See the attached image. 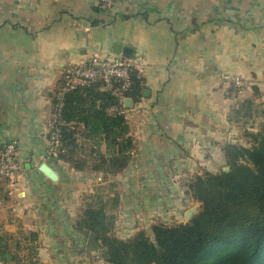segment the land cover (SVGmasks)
Here are the masks:
<instances>
[{"label":"crops","instance_id":"1","mask_svg":"<svg viewBox=\"0 0 264 264\" xmlns=\"http://www.w3.org/2000/svg\"><path fill=\"white\" fill-rule=\"evenodd\" d=\"M116 44L134 50L144 79L142 97L124 101L134 148L121 170L97 169V153L110 157L106 142L77 124L76 168L49 151L56 93L67 68L113 56ZM247 99L264 108V0H0V156L13 140L22 165L15 185L0 184V262L89 256L91 232L76 227L86 200L106 204L122 239L186 222L199 203L191 179L223 169L224 147L250 146L243 130L264 123H247Z\"/></svg>","mask_w":264,"mask_h":264},{"label":"trees","instance_id":"2","mask_svg":"<svg viewBox=\"0 0 264 264\" xmlns=\"http://www.w3.org/2000/svg\"><path fill=\"white\" fill-rule=\"evenodd\" d=\"M112 83L106 89L99 79L66 94L59 124L62 146L57 155L76 168L84 164L75 161L79 154L77 124H83L87 137L106 142L110 157L97 153L95 168L107 164L117 172L130 160L134 141L125 115L111 111L118 102L114 94L118 83ZM143 90L144 79L133 69L126 95L138 101ZM249 134L250 146L229 143L224 147L228 170L191 179L189 191L200 203L192 219L156 223L153 238L140 231L122 239L114 234L115 217L98 201L87 203L76 227L95 234L107 264H264V123Z\"/></svg>","mask_w":264,"mask_h":264},{"label":"built area","instance_id":"3","mask_svg":"<svg viewBox=\"0 0 264 264\" xmlns=\"http://www.w3.org/2000/svg\"><path fill=\"white\" fill-rule=\"evenodd\" d=\"M100 2L104 7H110L115 3V0H100ZM133 69H137V64L131 57L121 54L104 56L94 53L84 62L72 65L65 70L63 84L58 89L54 102L53 123L49 137V151L51 154L57 155L62 146L59 124L62 123L66 94L78 85L99 79L110 87L113 85L112 81L117 82L118 86L115 87L114 94L117 96L118 102L112 105L111 111L126 115L124 101L131 99L126 95V91L131 84V71ZM222 77L237 87L244 84V81L238 75L224 74ZM21 172L22 165L18 160V146L12 140L5 143L2 148L0 156V184L15 185L20 178Z\"/></svg>","mask_w":264,"mask_h":264},{"label":"rangeland","instance_id":"4","mask_svg":"<svg viewBox=\"0 0 264 264\" xmlns=\"http://www.w3.org/2000/svg\"><path fill=\"white\" fill-rule=\"evenodd\" d=\"M249 100V99H247ZM246 100V101H247ZM246 101H244V105L246 104ZM243 113L245 112L246 115L249 114V118L250 120H247V123H249V125H251L250 123H252V126H254V122L256 121H260V122H263L264 120V108L258 106L257 108L253 105H245L244 106V109L242 111ZM255 114V118H253L252 115ZM251 131H249L246 127L245 130H243V134L245 136V138L248 140V141H251V137H250V134ZM251 143V142H250ZM221 170V169H220ZM219 170V171H220ZM89 203V201L86 200V204ZM196 203V202H195ZM198 205V206H197ZM197 205L193 206L191 209H194V212H193V215L191 217V219L199 212L200 210V203H197ZM86 206V205H85ZM85 208V207H84ZM187 220V219H186ZM116 225V224H115ZM121 230H123L122 228H119V225L115 226L114 228V234L115 235H119L121 234ZM126 231H129V236L132 235L130 234L132 232V228H125ZM87 234H89L88 232H86ZM150 236L153 238L152 236V233H150ZM97 241V240H96ZM97 243L99 244V249L98 250H91V254L88 256L86 255L85 253L81 254V257L75 259V263L76 264H107L104 259L102 258V255H101V243L100 241H97ZM84 250V249H83Z\"/></svg>","mask_w":264,"mask_h":264},{"label":"water","instance_id":"5","mask_svg":"<svg viewBox=\"0 0 264 264\" xmlns=\"http://www.w3.org/2000/svg\"><path fill=\"white\" fill-rule=\"evenodd\" d=\"M114 51L115 53L117 54H122L126 57H133L134 56V50L131 48V47H128V46H124V45H121V44H116L115 47H114ZM131 100L128 99L126 101V104L130 103ZM39 169L48 177L50 178L51 180L53 181H57L58 180V174L57 172L50 166L48 165L47 163L43 162ZM229 169V166H225L223 168V170H228ZM193 212H194V209H190L186 212V219L187 221L191 219L192 215H193ZM88 245L90 248H93L95 250H98L99 249V244L97 243L96 241V237H95V234L93 232L90 233V238H89V242H88ZM0 264H2V262H0Z\"/></svg>","mask_w":264,"mask_h":264}]
</instances>
